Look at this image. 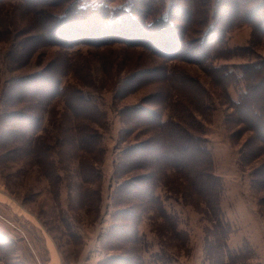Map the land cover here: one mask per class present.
Here are the masks:
<instances>
[{"label": "trees", "instance_id": "1", "mask_svg": "<svg viewBox=\"0 0 264 264\" xmlns=\"http://www.w3.org/2000/svg\"><path fill=\"white\" fill-rule=\"evenodd\" d=\"M112 1L68 0L61 13L49 11L51 4H62L61 0H25V7L37 25L33 27L38 29L34 36L66 48L78 43L101 45L107 41L103 42L102 36L108 33V41L147 45L139 40H149L154 53L173 59L178 56L166 49L171 43L175 48L197 44L198 57L188 58L199 62L211 82L223 91L225 103L232 109L225 117L232 138L247 135L240 146L239 161L242 165L256 163L252 167L251 186L263 191L264 58L232 64H213V60L226 58V53L234 54L235 49L225 44L227 32L235 27L257 25L264 34V15H261L264 0H130L124 6H111ZM152 22L166 28L165 31L147 32ZM93 35L99 38L93 39ZM14 51L11 62L18 66L28 64L32 56L30 47L25 49L22 44ZM17 51L26 53L19 56ZM73 67L72 62L58 65L52 61L40 71L7 80L2 98L5 109L0 114V145L26 146L27 157L42 166L48 180L65 179L71 209L91 210L100 200L101 171L96 163L102 152L100 133L93 124L100 125L105 116L80 87L64 82L63 78ZM165 79L172 90L177 89L173 90V96L182 100L183 107L170 110L166 117L162 111L156 113L142 105H130L120 111L125 123L122 140L135 134L136 129L141 131L139 136H144L123 146L114 163L112 223L101 236V246L116 254L105 256L98 264H145L139 224L149 212L166 217L157 187L172 184L192 188L205 202L204 213L215 223V240L207 241V246L216 242L219 245L216 252L209 250L213 264H227L237 258L238 253L232 252L226 242L230 226L220 207V178L212 170L202 122L192 117L194 110L203 113L200 109L205 108L204 97L191 95V88L201 89V85L190 75H186V81L173 80L171 76ZM239 79L242 87L236 86L237 97L233 98L228 88ZM183 88L187 89L183 91ZM50 101L62 104L54 116L58 120L52 121L56 133L39 136V124ZM183 101L189 102L188 106ZM197 102L199 107H191ZM50 150L58 156L57 168L63 169V175L56 171L54 161H47Z\"/></svg>", "mask_w": 264, "mask_h": 264}, {"label": "rangeland", "instance_id": "2", "mask_svg": "<svg viewBox=\"0 0 264 264\" xmlns=\"http://www.w3.org/2000/svg\"><path fill=\"white\" fill-rule=\"evenodd\" d=\"M61 1L62 4H51L49 11L61 13L68 0ZM129 1L114 0L109 5L124 6ZM152 23L147 32L165 31L166 28ZM35 26L25 0H0V114L5 109L2 98L8 79L40 71L52 61L58 65L74 63L72 71L63 78L64 82L80 87L105 116L100 125L93 124L100 133L102 147L96 163L101 171L100 200L91 210L71 209L64 178L57 182L48 180L42 166L34 158L27 157L26 146L0 145V264H53L49 263L52 254L46 246L47 237L55 242L58 264H98L105 256L116 254L101 246V236L112 223L114 163L123 146L144 136H139L141 131L136 129L135 134L122 140L125 123L120 111L130 105H142L156 113L162 111V116L166 117L170 110L183 106L182 100H175L173 90L177 89H171L165 76L186 81V75L197 79L201 85L197 90L192 87L191 95L204 97L205 108L200 109L203 113L194 110L192 117L202 122L211 151L212 170L221 182L220 207L230 226L226 242L232 252L238 253L237 258L227 264H264V190L257 191L251 186L252 167L256 163L242 165L239 161L240 146L247 135L241 139L232 138L231 130L225 125V117L232 109L225 103L223 91L211 82L199 62L188 58L198 57L197 44L175 48L170 42L166 49L178 56L173 59L154 53L149 40H139L147 45L108 41V33L102 36L101 40L107 41L101 45L78 43L66 48L34 36L38 33ZM259 31L257 25L252 28L244 24L227 32L225 46L235 49L234 54L226 53V58H217L213 64L264 58V34ZM22 44L25 49L30 47L32 56L28 64L18 66L11 58L14 49H20ZM17 52L19 56L26 53ZM237 85L242 87L241 79L228 88L233 98L237 97ZM61 105L58 101L48 103L37 135L56 133L52 121L58 120L54 116ZM193 106L199 107L198 102ZM58 160L50 150L47 161H54L56 171L63 175V169L57 168ZM157 193L166 217L149 212L139 224L144 239L145 264H213L209 250L216 252L219 245L215 241L214 248L213 244L207 246V241L215 240V223L204 213L205 202L192 192V188L179 184L160 185Z\"/></svg>", "mask_w": 264, "mask_h": 264}, {"label": "crops", "instance_id": "3", "mask_svg": "<svg viewBox=\"0 0 264 264\" xmlns=\"http://www.w3.org/2000/svg\"><path fill=\"white\" fill-rule=\"evenodd\" d=\"M46 242H47L46 246L48 247L49 252L52 254L50 256L52 261L49 263L58 264V262H57L58 261V259H57L58 255L56 254L55 242L50 241V239L48 237L46 238Z\"/></svg>", "mask_w": 264, "mask_h": 264}]
</instances>
